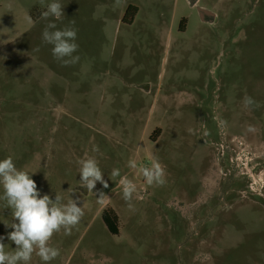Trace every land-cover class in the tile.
<instances>
[{
  "label": "rangeland",
  "instance_id": "1",
  "mask_svg": "<svg viewBox=\"0 0 264 264\" xmlns=\"http://www.w3.org/2000/svg\"><path fill=\"white\" fill-rule=\"evenodd\" d=\"M191 1L59 0L64 16L45 20L52 0H0V160L11 156L41 196L84 210L50 239L58 257L34 252L29 264H264V0ZM49 22L76 29L77 63L43 42ZM89 157L107 188L80 185ZM153 162L162 186L140 171ZM124 176L136 185L131 207ZM17 222L0 200L6 251L16 245L5 223Z\"/></svg>",
  "mask_w": 264,
  "mask_h": 264
},
{
  "label": "clouds",
  "instance_id": "2",
  "mask_svg": "<svg viewBox=\"0 0 264 264\" xmlns=\"http://www.w3.org/2000/svg\"><path fill=\"white\" fill-rule=\"evenodd\" d=\"M120 0H117L119 3ZM41 5L45 0H40ZM64 16L63 5L59 0H52L46 5V10L42 12L41 18L47 20L49 17L60 19ZM30 22H31V18ZM72 24L75 23L73 20ZM77 31L74 27L57 29L55 23L49 22L43 33V42L53 45L52 54L62 63L67 65L75 64L79 61V56L74 55L79 45L75 42ZM259 104L250 96L244 97V106L250 107ZM249 132L256 131L252 125L248 126ZM191 131V129H189ZM94 151H99L94 148ZM80 165V185L93 192L97 182L108 187L104 180L103 172L99 167L97 159L89 157L78 161ZM130 168H136L134 160L129 161ZM149 185L162 186L165 181L164 169L159 162H153L150 167L145 166L140 169ZM112 177L120 176L119 169H113ZM122 186L123 199L129 202L136 192V185L133 181L124 176L119 181ZM0 185L3 186V195L0 200L7 202V207L12 209L13 219L17 223H5L13 229L8 233L7 238L14 242L16 248L6 251L3 237H0V264H29L33 253L44 262H49L60 255L59 249L49 246V241L53 234L64 229L65 234H70L71 229L78 225L84 216V210L79 206V200L71 198L67 203H63L61 195L57 194L55 199L45 194L41 196L36 182L26 171L19 170L14 164L11 156L0 160ZM105 197L103 192L99 193V201Z\"/></svg>",
  "mask_w": 264,
  "mask_h": 264
},
{
  "label": "trees",
  "instance_id": "3",
  "mask_svg": "<svg viewBox=\"0 0 264 264\" xmlns=\"http://www.w3.org/2000/svg\"><path fill=\"white\" fill-rule=\"evenodd\" d=\"M137 12V8L133 6H129L127 8L126 14L123 18L124 22L130 23L133 20L134 15ZM102 221L106 226L109 233L112 235H118L117 225H118V217L112 210L104 211L102 214Z\"/></svg>",
  "mask_w": 264,
  "mask_h": 264
},
{
  "label": "water",
  "instance_id": "4",
  "mask_svg": "<svg viewBox=\"0 0 264 264\" xmlns=\"http://www.w3.org/2000/svg\"><path fill=\"white\" fill-rule=\"evenodd\" d=\"M195 2H196V0H192L191 6H194ZM198 12H199V15H200V18L202 21H206L209 23L213 22L214 16L210 12L203 10V9H199Z\"/></svg>",
  "mask_w": 264,
  "mask_h": 264
}]
</instances>
